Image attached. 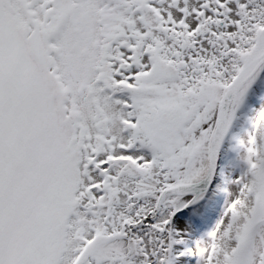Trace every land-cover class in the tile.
Instances as JSON below:
<instances>
[{
	"label": "snow or ice",
	"instance_id": "obj_1",
	"mask_svg": "<svg viewBox=\"0 0 264 264\" xmlns=\"http://www.w3.org/2000/svg\"><path fill=\"white\" fill-rule=\"evenodd\" d=\"M0 264H264V0H0Z\"/></svg>",
	"mask_w": 264,
	"mask_h": 264
}]
</instances>
